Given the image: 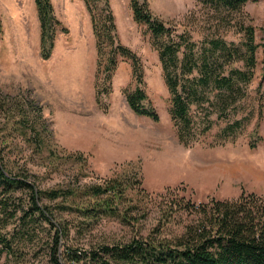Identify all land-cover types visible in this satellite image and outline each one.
<instances>
[{
  "label": "rangeland",
  "instance_id": "obj_1",
  "mask_svg": "<svg viewBox=\"0 0 264 264\" xmlns=\"http://www.w3.org/2000/svg\"><path fill=\"white\" fill-rule=\"evenodd\" d=\"M52 3L67 32L59 30L51 58L43 60L35 0H0V149L9 167L29 176L40 189L83 188L121 177L131 183L133 189L127 194L138 206L129 213L132 224L105 218L83 233L76 229V224L82 222L77 215L59 216V220L63 217L71 222L68 246L87 250L125 242L135 236H148L158 225L164 226L169 237L180 235L195 216L176 207L172 210L176 203L200 205L211 199L232 200L243 191L264 197L263 48L257 53L258 67L248 97L240 103L239 114L232 117L235 120L250 115L251 121L237 139L223 144L219 134L227 122L220 121L187 148L180 143L169 114L170 93L152 34L146 25L135 21L131 0L110 3L121 43L142 59L144 88L160 114L159 122L139 117L127 103L126 90L137 85L129 60L119 64L112 92L103 97L101 105L98 103L96 40L86 4L84 0ZM148 3L156 16L181 32H189L194 40L205 36L207 12L196 0ZM236 20L253 26L256 43H264V0L249 2ZM226 39L235 43L243 40L242 34L235 31ZM262 97L263 119L256 130ZM14 108L32 122L37 121L36 129L46 140L42 149L14 128ZM254 141L256 149L250 147ZM230 167L232 174L220 173ZM241 170L248 171V176L237 177ZM38 232L41 240L37 243L17 239L15 253H0V264H52L50 252L56 231L44 223ZM61 245L59 254L65 241Z\"/></svg>",
  "mask_w": 264,
  "mask_h": 264
},
{
  "label": "trees",
  "instance_id": "obj_2",
  "mask_svg": "<svg viewBox=\"0 0 264 264\" xmlns=\"http://www.w3.org/2000/svg\"><path fill=\"white\" fill-rule=\"evenodd\" d=\"M196 1L207 12V30L200 41L156 16L148 0H131L135 21L146 25L152 34L170 93L169 114L180 143L187 148L198 143L220 121L227 122L219 134L222 144L237 139L252 117L235 120L232 117L239 114L240 103L248 97L258 67L257 53L264 49V43H256L255 28L236 20L249 2L261 0ZM84 2L96 40L98 103L101 105L103 97L112 92L119 64L129 60L137 85L126 90L127 103L139 117L159 122L160 114L144 88L142 59L121 43L110 0ZM35 3L41 28V57L48 60L59 30L67 32V29L56 16L52 0H35ZM2 27L0 18V31ZM233 31L242 34L241 42L226 39ZM240 63L242 67H238ZM261 89L262 86L258 91ZM262 99L256 130L263 119ZM18 109L12 111L14 128L24 134L26 141L35 140V146L42 149L46 140L36 129L37 121L32 122ZM27 132L33 137H28ZM250 147L256 149L257 142L250 143ZM4 155L0 149L1 254L15 253L17 239L37 243L41 240L38 227L45 223L56 231L50 252L52 264H264V197L255 193L243 191L236 199H211L200 205L190 202L172 205V210L176 207L195 216L180 235L169 237L164 226L158 225L148 236L139 235L129 241L101 244L87 250L76 249L67 244L71 222L63 217L59 220V216L77 215L82 221L76 224L78 233L95 227L105 218L132 224L129 213L138 206L127 194L133 189L131 183L116 177L83 188L40 189L26 174L14 172ZM62 241L66 245L59 254Z\"/></svg>",
  "mask_w": 264,
  "mask_h": 264
},
{
  "label": "bare ground",
  "instance_id": "obj_3",
  "mask_svg": "<svg viewBox=\"0 0 264 264\" xmlns=\"http://www.w3.org/2000/svg\"><path fill=\"white\" fill-rule=\"evenodd\" d=\"M171 159V158H170ZM162 160V159H161ZM163 161V160H162ZM164 162V161H163ZM165 163V162H164ZM221 168V167H220ZM226 169V168H225ZM231 171H233V167H230V168H228L227 169V171L225 170V172H223V171H221L220 173L221 174H225L226 175V172H231ZM231 174H232V172H231ZM248 171L246 172L245 170H241V171H239L237 174H236V176L237 177H239V176H245V177H247L248 175Z\"/></svg>",
  "mask_w": 264,
  "mask_h": 264
}]
</instances>
